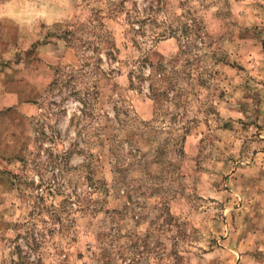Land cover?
Masks as SVG:
<instances>
[{
	"label": "rangeland",
	"instance_id": "1",
	"mask_svg": "<svg viewBox=\"0 0 264 264\" xmlns=\"http://www.w3.org/2000/svg\"><path fill=\"white\" fill-rule=\"evenodd\" d=\"M5 2L0 264L25 249L21 225L40 196L57 204L79 189L87 201L83 177L94 169L112 185L114 155L119 194L94 192L95 216L63 212L76 224L62 241L51 234L44 264L56 242L65 264H96L92 225L113 209V264H264V0ZM136 147L150 153L146 170H127ZM58 167L65 181L50 187Z\"/></svg>",
	"mask_w": 264,
	"mask_h": 264
},
{
	"label": "trees",
	"instance_id": "2",
	"mask_svg": "<svg viewBox=\"0 0 264 264\" xmlns=\"http://www.w3.org/2000/svg\"><path fill=\"white\" fill-rule=\"evenodd\" d=\"M136 9L138 8L135 6L134 11L135 13L139 14L140 12ZM147 16H149V14H147ZM127 17L128 18L131 17L130 13H127ZM147 19L150 20L149 17ZM133 22L134 21L130 20L129 23L133 24ZM135 22L140 23L137 25L134 24L136 27L135 29L137 31H140L142 29L141 23L145 22V20L136 19ZM135 29L133 28V30ZM147 60L148 59L144 60V64L146 62L148 66L149 61ZM150 68H151L150 73L152 74L151 65H150ZM162 69L165 70V67H162ZM152 77L153 75L150 76L149 74L145 78H148V81H147L148 90L150 91V93H152V95L155 96L154 93H159L160 90L156 88V84L154 81H152ZM95 96H96V92L94 90L90 89L87 91V94L84 99L86 101H84L83 103L81 102V107L79 108V113L81 115L82 113L83 115H85V112L87 110V109L84 110L85 105L91 104L92 101L95 99ZM168 141L169 139L166 140V142ZM173 142L175 144V147L172 148L171 153L176 154L180 157L182 155L181 153L182 149L181 147H178V146L176 147L177 140H173ZM115 143L116 141H113L112 148L109 150L110 152L111 150L115 148L114 147ZM155 150L158 153L157 155L158 160L151 161V162H160V156L163 154L162 153L163 149H161L160 147H156ZM133 151H135L134 153L136 156L135 158L136 160L132 164L129 165V168H127V170H131L136 166H143L144 169L146 170L147 169V165H146L147 159L150 153L149 152L141 153L140 149H138L137 147L133 149ZM138 153H139V156L136 155ZM94 156H95V160L101 161L103 153H98L97 155L95 153L94 155H92V157ZM114 156H115L114 161L113 162L109 161V163L112 165L111 171L114 174L112 175V178H111V181H112L111 184L113 183L112 185L108 183V181L103 175L99 177L95 176L96 174H95L94 169L93 170L90 169L87 176L83 177L86 183V190H87L86 192H89L90 194V196H88L87 201H85L86 197L84 199L83 191H79V189L77 190L73 189V191L71 192L72 194H74V198H72V194L70 193L71 195L69 197L63 199L57 204L56 203L47 204L45 203L44 198H42L41 196L39 197V203H37V206L35 205L36 207L34 206L33 211L30 212L31 215H35L37 217L32 216L30 217L29 220L26 221V224L23 222V224L21 225L25 227L21 235L25 249H22L19 245H15L14 252H16L17 254V260L14 261L12 259L11 263H14V264H44V261L47 259L45 257L47 254L46 250L49 246L47 241L49 240L51 234L53 232L57 233L59 240L62 241V238L60 237L62 233L66 234V232H68L70 228L74 227V225L76 224L75 223L76 216L73 217V219H65L61 215V214H64L63 212L73 211L74 213H82L83 215L88 213V214L95 216L96 215L95 213L98 211V208L102 206V204L100 203L98 199H96V197L92 196L94 192H98L99 190H102V194H104L105 196L108 194L110 195L111 191L112 193L115 192L117 195L119 194L118 188H119V184L121 183L120 178H121L123 167H121L118 163L119 155H114ZM57 158L59 159L60 156H57ZM58 163H60V161H58ZM90 164L91 162L89 164H84V165L91 166ZM56 170L57 171H55L56 173L55 179H52L49 185L50 187L51 185H53L54 187L59 188L63 186V182L65 180L63 179L64 174H63L62 169L61 168L59 169L58 167ZM74 188H75V184H74ZM104 200L106 199L104 198ZM35 210L37 211V213L35 212ZM105 213L106 211H104V214ZM108 217L111 218L113 225L109 224ZM118 218H119V212L117 211V209H113L111 212L107 213L106 217H102L98 223H96L95 225H92L93 226L92 230L94 231L96 240L91 245L92 250H91L90 256H91V259H93V261H95L96 264L97 263L98 264H113V259H112L111 253L109 252L111 251L110 247H112L113 245L115 246L113 242L117 240L116 236L119 235L118 234L119 229L116 228L118 225L117 224ZM113 232L117 234L114 235ZM21 236L20 234H18L15 240H18ZM55 244H56L55 251L52 253L53 255L50 256V261H51L50 264H65L67 259H66L64 250L62 249V247H60L59 242H56Z\"/></svg>",
	"mask_w": 264,
	"mask_h": 264
},
{
	"label": "crops",
	"instance_id": "3",
	"mask_svg": "<svg viewBox=\"0 0 264 264\" xmlns=\"http://www.w3.org/2000/svg\"><path fill=\"white\" fill-rule=\"evenodd\" d=\"M7 9V3L5 2V0L4 1H2V3H1V6H0V10H2V12L4 11V10H6ZM6 13V12H5Z\"/></svg>",
	"mask_w": 264,
	"mask_h": 264
}]
</instances>
